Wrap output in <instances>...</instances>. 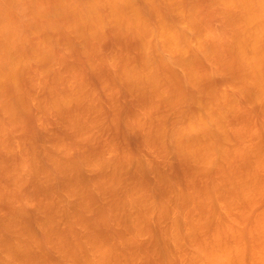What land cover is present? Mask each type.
I'll list each match as a JSON object with an SVG mask.
<instances>
[{
  "label": "rangeland",
  "instance_id": "obj_1",
  "mask_svg": "<svg viewBox=\"0 0 264 264\" xmlns=\"http://www.w3.org/2000/svg\"><path fill=\"white\" fill-rule=\"evenodd\" d=\"M0 264H264V0H0Z\"/></svg>",
  "mask_w": 264,
  "mask_h": 264
},
{
  "label": "bare ground",
  "instance_id": "obj_2",
  "mask_svg": "<svg viewBox=\"0 0 264 264\" xmlns=\"http://www.w3.org/2000/svg\"><path fill=\"white\" fill-rule=\"evenodd\" d=\"M5 44H8V45H9L10 42L7 41V42H5ZM12 55H14V53H10V56H12ZM16 65H17V62H16V61H13V62L11 63V69L14 70L15 67H16Z\"/></svg>",
  "mask_w": 264,
  "mask_h": 264
}]
</instances>
